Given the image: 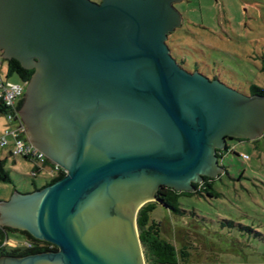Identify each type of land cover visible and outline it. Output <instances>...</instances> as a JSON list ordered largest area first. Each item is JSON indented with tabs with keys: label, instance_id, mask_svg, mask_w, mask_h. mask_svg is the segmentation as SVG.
<instances>
[{
	"label": "water",
	"instance_id": "1",
	"mask_svg": "<svg viewBox=\"0 0 264 264\" xmlns=\"http://www.w3.org/2000/svg\"><path fill=\"white\" fill-rule=\"evenodd\" d=\"M177 1L0 0V58L34 69L17 113L32 147L64 170L0 202V225L56 250L0 264H145L139 208L160 186L216 177L226 138L263 135L264 96L171 56Z\"/></svg>",
	"mask_w": 264,
	"mask_h": 264
},
{
	"label": "rangeland",
	"instance_id": "2",
	"mask_svg": "<svg viewBox=\"0 0 264 264\" xmlns=\"http://www.w3.org/2000/svg\"><path fill=\"white\" fill-rule=\"evenodd\" d=\"M173 6L182 24L168 35L166 44L183 69L209 80L215 77L246 95L249 86H264V72L259 69L264 54V0H181ZM0 76L22 85L16 75L6 78L3 60ZM7 127L0 115V134ZM226 144L229 149L221 150L218 160L221 172L212 180L217 198L181 197L185 211L181 216L161 206L150 214L163 220L166 239L192 247L187 264H264V133L255 143L231 139ZM3 157L12 183L0 182V202H6L11 191L32 192L34 163L8 155L7 150ZM34 182L40 186L43 179ZM7 237L9 242L24 243L22 236L8 233Z\"/></svg>",
	"mask_w": 264,
	"mask_h": 264
},
{
	"label": "trees",
	"instance_id": "3",
	"mask_svg": "<svg viewBox=\"0 0 264 264\" xmlns=\"http://www.w3.org/2000/svg\"><path fill=\"white\" fill-rule=\"evenodd\" d=\"M1 54L2 51H0V55ZM0 60L6 62V78H8L11 75H16L18 79L21 81L23 87L26 83L29 82L34 72V69L24 70L18 65V62L14 59L5 60L0 58ZM259 69L261 72H264V54L260 58ZM0 78L4 83L7 82V80L2 78L1 76ZM247 95L264 96V86L263 87H259L257 85L249 86ZM22 103H23V98L19 99L16 102V106H15L16 114L17 111L20 109ZM13 109L14 108L9 107L4 101L0 99V115L4 116L6 122H7L6 115L8 113L14 114ZM8 125H10V123H8ZM228 139L229 138H226V141ZM237 141L241 142V141H250V140L237 139ZM251 141L255 143L257 139ZM228 149L229 147L226 144V150ZM9 155H13L11 150L9 151ZM21 157L25 160L32 161L34 163L30 171V177L33 179L32 182L34 188L33 191L42 189L43 187L52 184L54 181H56L59 177L63 176L64 174V171L60 169L57 171V176L49 177L45 174V167L51 165L47 160L44 161L42 166H39L35 163L33 159H31L28 156L21 155ZM4 163L5 160L0 159V182L7 184L12 183V177L10 171L5 168ZM42 172H44V177H40V174ZM37 178L43 179V183L40 186H36L34 182V180ZM212 180L213 178L203 177L200 182L192 183V190L173 191L170 188L160 186L155 192V201L147 202L139 208L136 214V228H137V234L140 240L145 264H187L190 257V249L192 247L184 246L181 245L180 243L176 244V242L174 241L172 242L166 239L161 227L163 220L158 218L157 219L150 218V214L156 209L157 206H161L167 212L175 216H181L183 212H185L184 210L181 209L179 204V199L181 197H190L196 195L207 198H217L218 193H216L213 190ZM228 224L231 226L233 225L232 223H228ZM8 233L17 236H22L24 243L18 244L13 241L9 242L7 237ZM52 250L53 251L56 250V248L53 245L45 241L34 238L26 231L17 230L6 226H0V254H5L6 257L7 256L22 257L30 254H36V253L47 252Z\"/></svg>",
	"mask_w": 264,
	"mask_h": 264
},
{
	"label": "built area",
	"instance_id": "4",
	"mask_svg": "<svg viewBox=\"0 0 264 264\" xmlns=\"http://www.w3.org/2000/svg\"><path fill=\"white\" fill-rule=\"evenodd\" d=\"M25 86V85H24ZM24 87L19 84H11L3 82L0 78V99L4 101L9 107L14 108L13 113L6 115L9 127L5 128L0 134V148H5L8 145L11 147L13 155L28 156L35 161L39 166H42L46 159L45 155L32 147L28 142L27 131L19 114L15 112L16 102L23 98ZM18 112V111H17ZM244 159H247L245 154H242ZM64 171L56 164H51L45 167V174L49 177L57 176L58 170Z\"/></svg>",
	"mask_w": 264,
	"mask_h": 264
},
{
	"label": "crops",
	"instance_id": "5",
	"mask_svg": "<svg viewBox=\"0 0 264 264\" xmlns=\"http://www.w3.org/2000/svg\"><path fill=\"white\" fill-rule=\"evenodd\" d=\"M179 1H181V0H179ZM179 1H177V2H179ZM181 24H182V18H181ZM181 24H180V25H181ZM175 29H176V28H175ZM175 29H174V30H175ZM5 150H7V153H8V155H9V151L11 150L10 145H8L6 148L0 149V155H4ZM3 159L5 160V157H3Z\"/></svg>",
	"mask_w": 264,
	"mask_h": 264
},
{
	"label": "flooded vegetation",
	"instance_id": "6",
	"mask_svg": "<svg viewBox=\"0 0 264 264\" xmlns=\"http://www.w3.org/2000/svg\"><path fill=\"white\" fill-rule=\"evenodd\" d=\"M171 53V52H170ZM181 64V63H180ZM212 79H216V78H212ZM218 80V79H217ZM24 98V97H23ZM221 152L222 151H219V153H218V151L215 153V156H217L218 157V160H219V158H220V154H221ZM218 164H219V162H218ZM10 256H13V255H10ZM0 257H5V254H0Z\"/></svg>",
	"mask_w": 264,
	"mask_h": 264
}]
</instances>
